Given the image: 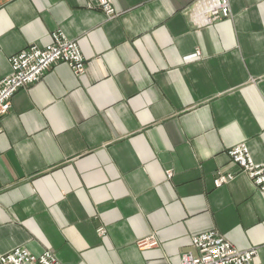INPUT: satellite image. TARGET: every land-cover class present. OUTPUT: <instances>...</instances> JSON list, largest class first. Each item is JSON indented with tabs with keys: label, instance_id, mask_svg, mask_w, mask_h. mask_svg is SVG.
Masks as SVG:
<instances>
[{
	"label": "crops",
	"instance_id": "obj_1",
	"mask_svg": "<svg viewBox=\"0 0 264 264\" xmlns=\"http://www.w3.org/2000/svg\"><path fill=\"white\" fill-rule=\"evenodd\" d=\"M95 1L0 0V81L57 30L86 60L82 76L57 63L0 117V258L180 264L218 231L264 264V193L228 154L245 143L264 163V0H228L202 28L196 0H111L115 18ZM219 172L234 179L217 187Z\"/></svg>",
	"mask_w": 264,
	"mask_h": 264
},
{
	"label": "built area",
	"instance_id": "obj_2",
	"mask_svg": "<svg viewBox=\"0 0 264 264\" xmlns=\"http://www.w3.org/2000/svg\"><path fill=\"white\" fill-rule=\"evenodd\" d=\"M102 9L107 17L118 16L111 0H96L91 8ZM190 21L198 28L211 26L216 20L228 18V0H196L187 11ZM11 73L0 81V117L7 115L15 95L37 83L57 63L67 64L75 75L82 76L86 60L78 45L67 35L57 30L52 42L44 47L30 45L10 59ZM231 160L247 174L259 191L264 193V163L253 161L248 146L244 143L228 151ZM215 185L221 187L234 179L232 174L217 173ZM101 234L104 230L99 231ZM141 248L155 247L157 241L150 237L138 243ZM192 251L181 256L180 264H260L258 250H239L218 231H210L193 237ZM0 264H61L51 251L33 255L24 248H17L0 258Z\"/></svg>",
	"mask_w": 264,
	"mask_h": 264
},
{
	"label": "rangeland",
	"instance_id": "obj_3",
	"mask_svg": "<svg viewBox=\"0 0 264 264\" xmlns=\"http://www.w3.org/2000/svg\"><path fill=\"white\" fill-rule=\"evenodd\" d=\"M101 11H103L102 9H100ZM103 13L105 14V12L103 11ZM107 16V14H105Z\"/></svg>",
	"mask_w": 264,
	"mask_h": 264
}]
</instances>
